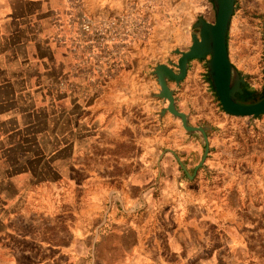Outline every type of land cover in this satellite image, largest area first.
Listing matches in <instances>:
<instances>
[{
  "label": "crops",
  "instance_id": "crops-1",
  "mask_svg": "<svg viewBox=\"0 0 264 264\" xmlns=\"http://www.w3.org/2000/svg\"><path fill=\"white\" fill-rule=\"evenodd\" d=\"M140 1L0 0V264H264V146L222 111L208 59L167 81L204 155L152 61L72 51L77 14ZM142 1L174 42L215 21L211 0Z\"/></svg>",
  "mask_w": 264,
  "mask_h": 264
},
{
  "label": "rangeland",
  "instance_id": "rangeland-1",
  "mask_svg": "<svg viewBox=\"0 0 264 264\" xmlns=\"http://www.w3.org/2000/svg\"><path fill=\"white\" fill-rule=\"evenodd\" d=\"M143 4L141 0L126 7L118 16L109 18L115 20L114 24H109L101 31L93 30L82 34L76 23L73 32L76 33L74 37L79 46L77 50L88 56L90 64L101 62L107 65L114 62L121 67L120 71L132 67L134 59V68L143 70L152 61V71L161 63H177L180 54L176 50H188L191 34L197 32L194 25L198 19L183 35L181 42L179 39L174 42V34L169 31L171 25H157L151 19V11L145 9ZM232 12L226 41L228 56L233 70L243 76V83L259 96L264 90V0H233ZM162 21H166V18L162 17ZM185 24H190L189 20ZM144 48L149 51L144 52ZM162 48H166L169 57L159 54ZM205 58L209 60L210 57ZM163 59H167V62H161ZM152 71L154 81L155 75ZM195 71L199 76V70ZM153 85L155 86V82ZM236 129H241L248 145L264 146V114L254 119L250 116L236 117Z\"/></svg>",
  "mask_w": 264,
  "mask_h": 264
},
{
  "label": "water",
  "instance_id": "water-1",
  "mask_svg": "<svg viewBox=\"0 0 264 264\" xmlns=\"http://www.w3.org/2000/svg\"><path fill=\"white\" fill-rule=\"evenodd\" d=\"M213 2L215 21L213 23L198 18L195 23L196 33L190 37V45L187 51L176 50L180 54L177 63L171 65L158 64L153 70L156 81L160 86L159 94L168 100L167 110L181 119L186 131H199L206 142L207 136L200 126H188L185 114L179 111L175 105V97L167 84V80L179 83L185 80L189 70L190 61L209 56L207 62V74L220 102L222 111L228 115L255 116L264 114V97L254 103H240L235 98V93L240 92L239 84L243 83V76L233 70L225 45V32L228 30L233 9V0H211Z\"/></svg>",
  "mask_w": 264,
  "mask_h": 264
},
{
  "label": "built area",
  "instance_id": "built-area-1",
  "mask_svg": "<svg viewBox=\"0 0 264 264\" xmlns=\"http://www.w3.org/2000/svg\"><path fill=\"white\" fill-rule=\"evenodd\" d=\"M76 23L79 26L80 33L83 34V32H91L93 30L95 31H101L105 29L109 24H114L115 20L112 19H98L94 18L92 16L85 15L83 13L77 14ZM75 38L73 45H72V51H76L78 46V43Z\"/></svg>",
  "mask_w": 264,
  "mask_h": 264
},
{
  "label": "trees",
  "instance_id": "trees-1",
  "mask_svg": "<svg viewBox=\"0 0 264 264\" xmlns=\"http://www.w3.org/2000/svg\"><path fill=\"white\" fill-rule=\"evenodd\" d=\"M226 33H227V30L225 32V45H226V40H227L226 39ZM206 79H207V75H206ZM239 88H240V92L235 93V98L240 103H253V102H255L259 99H262L264 97V90L258 96L257 93L254 90H252L251 88H249L247 86V84H245V83H240ZM216 97H217V95H216ZM217 100H218V98H217ZM253 117H257V116H253Z\"/></svg>",
  "mask_w": 264,
  "mask_h": 264
},
{
  "label": "flooded vegetation",
  "instance_id": "flooded-vegetation-1",
  "mask_svg": "<svg viewBox=\"0 0 264 264\" xmlns=\"http://www.w3.org/2000/svg\"><path fill=\"white\" fill-rule=\"evenodd\" d=\"M226 51H227V49H226Z\"/></svg>",
  "mask_w": 264,
  "mask_h": 264
}]
</instances>
